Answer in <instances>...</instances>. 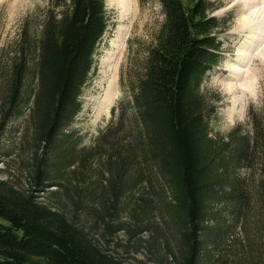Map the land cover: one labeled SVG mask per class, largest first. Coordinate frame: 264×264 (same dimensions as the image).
Here are the masks:
<instances>
[{"label": "trees", "instance_id": "16d2710c", "mask_svg": "<svg viewBox=\"0 0 264 264\" xmlns=\"http://www.w3.org/2000/svg\"><path fill=\"white\" fill-rule=\"evenodd\" d=\"M59 1L52 2L34 49L24 44L7 64V86L0 90L3 129L29 96L25 74L34 51L29 187L18 190L0 178V264H131L107 248L121 232L128 235L127 247L149 232L151 256L163 242L166 264H207L211 258L258 264L254 252L264 264V233L257 230L264 220L251 222L252 213L264 216V104L259 115L251 114L249 131L237 126L224 137L211 134L215 108L201 82L219 62L218 33L227 27L224 17L214 15V1L154 0L163 20L132 84L134 139L124 146L109 142L104 156L109 197L85 201L72 191V217L42 200L57 194L49 188L57 191L61 170L74 166L58 138L80 110L108 23L104 0ZM142 177L143 189L158 200L159 224L150 220L154 204L145 194L134 200L129 222L113 223L120 197ZM81 214L93 217L89 230L77 222Z\"/></svg>", "mask_w": 264, "mask_h": 264}, {"label": "rangeland", "instance_id": "374dc122", "mask_svg": "<svg viewBox=\"0 0 264 264\" xmlns=\"http://www.w3.org/2000/svg\"><path fill=\"white\" fill-rule=\"evenodd\" d=\"M53 1L55 0H0V90L7 86V83H4L7 64L24 48V44L34 49L33 44L39 37L43 20ZM210 1H214L219 7L214 15L224 17L227 20V27L218 33L219 62L203 77L201 92L215 108L209 122L211 134L224 137L237 126L240 130L249 131L251 114L259 115L264 104V11L260 16L257 15V18L250 19L249 24L244 25L241 18L248 19L252 12L240 11L242 0ZM104 2L107 29L94 55L93 70L82 88L80 110L58 138L62 145L60 151H67V154H70L71 164L74 166L68 165L61 170V177L57 180L60 184L57 191L55 187L49 188L51 190L49 192L57 194L49 193L42 197V200L47 201L51 207L68 217H72L73 214L69 198L77 199L72 194L74 190H79L85 201L90 198L95 202L101 197L106 199L109 197V189L106 186L109 167L104 156L108 151L109 142L124 146L134 139L132 84L138 75L145 50L151 44L153 35L163 20L161 10L154 0H131L132 3L130 0ZM134 2L137 4L138 15L132 20L130 11ZM258 6H264V0H258ZM121 44L123 52L118 67L114 70L109 60ZM34 59L35 52H28L24 95L29 96L22 97L23 102H19V107L13 110L15 116L12 115L3 129L0 128V178L18 190L29 187V175L25 167L29 157L26 136L36 85L31 76ZM112 77L115 78L113 92L116 94L107 107L104 102L111 90L109 82ZM228 84L232 86L231 91L226 89ZM132 173L130 169L128 176L130 177ZM144 181L145 177L140 178L122 194L120 210L113 223L129 222L134 200L145 194L154 204L150 220L159 224L161 212L156 209L158 200L143 189ZM91 191L94 196L89 195ZM33 194L39 193L33 191ZM92 218L81 214L79 221L76 220L89 230ZM251 219L255 225V221L264 220V216L258 211L252 213ZM254 225L251 229L255 232ZM262 228L257 229L259 235L264 233ZM137 240H140L138 245L137 242H131L127 247L128 235L121 232L107 248L110 253L127 263L166 264L164 258L167 251L163 242L158 243L155 257L150 254L152 247L149 232ZM103 243L105 244L104 241ZM257 246L253 248L256 249ZM215 253L216 251L210 254ZM252 254L256 256L257 263L262 264L257 253ZM210 260L207 264H217L215 258Z\"/></svg>", "mask_w": 264, "mask_h": 264}, {"label": "bare ground", "instance_id": "6f19581e", "mask_svg": "<svg viewBox=\"0 0 264 264\" xmlns=\"http://www.w3.org/2000/svg\"><path fill=\"white\" fill-rule=\"evenodd\" d=\"M130 2H131V0H130ZM241 2H242L241 3L242 6L240 7V11H242V10H251V12H252V15L248 19H245L244 17L241 18L244 25L246 23L249 24L250 19L255 18V17L257 18V15L260 16V13L262 14V12L264 11V6H261V7L258 6V0H242ZM136 5L137 4H135V2H134L133 3V9H132V11H130L131 12L132 20L135 17H137V15H138V8H136ZM259 10H261V11H259ZM263 15H264V13H263ZM122 52H123V45L121 44L120 47H118L117 51L115 52L114 56H111V58L109 60L111 62V65L110 66L114 70H116V68L118 67V64H119L120 59H121V53ZM240 56H241V54H240ZM114 79L115 78L112 77V80H110V82H109V88L111 90H110V92H109V94L107 96V99L104 102L107 105V107L110 106L111 102L115 98V94L116 93L113 92V90H114V83H115L114 82ZM226 89L229 90V91H231L232 86L228 84L227 87H226Z\"/></svg>", "mask_w": 264, "mask_h": 264}]
</instances>
